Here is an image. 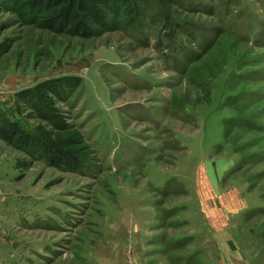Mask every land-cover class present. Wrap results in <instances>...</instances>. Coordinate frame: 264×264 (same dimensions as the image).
Listing matches in <instances>:
<instances>
[{"label":"rangeland","instance_id":"1","mask_svg":"<svg viewBox=\"0 0 264 264\" xmlns=\"http://www.w3.org/2000/svg\"><path fill=\"white\" fill-rule=\"evenodd\" d=\"M24 1L0 122L72 155L0 132V264H264V0Z\"/></svg>","mask_w":264,"mask_h":264},{"label":"trees","instance_id":"2","mask_svg":"<svg viewBox=\"0 0 264 264\" xmlns=\"http://www.w3.org/2000/svg\"><path fill=\"white\" fill-rule=\"evenodd\" d=\"M82 0H77V2L74 4L73 0H25L24 5L26 7L27 13L31 15H36L38 14L44 7L46 6H52V7H58L59 11L63 14H66V17L64 21H69L70 20V15L72 12V9L74 6L79 7L80 3ZM96 1V0H95ZM122 2H125L122 0ZM96 11V9H95ZM99 12V11H98ZM97 12L98 15H100ZM59 13L60 18L58 19L61 20L62 14ZM69 14V15H68ZM34 23V20H31ZM132 25V23H129ZM81 25H85L82 23ZM80 25H76V28H80ZM50 28V26H47ZM70 31V29L68 30ZM80 31V30H79ZM82 32V31H81ZM54 95H57V92L52 91ZM33 96L36 98V93L33 94ZM31 100V104L35 106L34 109L40 111L42 113V117L46 121H51L52 124L55 123L56 121L54 120V117L52 116V120H50L49 115L51 114L50 111L48 112L47 108L45 107L46 105L43 104L44 100L39 99V103L37 106V103H33V99ZM42 98V96H40ZM0 132L4 133L5 139L8 141H11L17 145L21 150H23L26 153H29L33 157L41 160H58L61 158H71V153L66 150H59L56 149L52 144H50L48 141L45 139L33 135L31 133L26 132L23 130L19 123L16 121H10V120H5L3 119L0 122Z\"/></svg>","mask_w":264,"mask_h":264}]
</instances>
